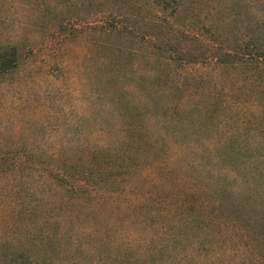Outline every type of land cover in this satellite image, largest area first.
Here are the masks:
<instances>
[{"label": "rangeland", "instance_id": "rangeland-1", "mask_svg": "<svg viewBox=\"0 0 264 264\" xmlns=\"http://www.w3.org/2000/svg\"><path fill=\"white\" fill-rule=\"evenodd\" d=\"M178 3L173 11L176 3L166 9L158 0H0V40H22L30 49L21 51L16 72L0 84V154L41 152L58 165L80 158L85 166L94 151L135 141L125 144L135 165L110 178L131 184L120 197L105 188L66 199L58 212L64 194L50 191L40 173L28 178L44 217L61 220L62 264H264V256L227 226L226 215L198 210L201 224L184 240L171 236L184 226L170 229L166 211L174 210L192 178L204 183L224 167L233 171L236 158L226 138L255 128L254 96L235 67L210 60L180 69L187 85L173 89L161 85L153 68L159 61L142 57L153 42L144 36L182 33L209 52L264 36V0ZM13 182L4 179L0 187V241L11 240L18 226L19 238L30 229L27 214L9 219L20 209L7 186Z\"/></svg>", "mask_w": 264, "mask_h": 264}, {"label": "trees", "instance_id": "trees-1", "mask_svg": "<svg viewBox=\"0 0 264 264\" xmlns=\"http://www.w3.org/2000/svg\"><path fill=\"white\" fill-rule=\"evenodd\" d=\"M158 1L163 5L162 8L166 9L171 3H176L174 11L178 8L180 0ZM143 39L147 42L153 41L152 49L145 51L142 57L151 64H154L155 60L159 61V65L153 68L158 69L161 75V85L173 89L183 88L182 85L187 83L180 79V69L195 67L212 60L218 66L235 67L242 76L241 82L249 89L260 108L259 112H257L258 108L255 111L259 119L252 114L257 119L255 128L240 133L239 139H234L233 134L226 138V144L231 146L230 155L236 158L233 171L224 167L221 173L215 176L208 171L210 176L204 183L200 178H192L177 198L174 210L171 212V208L166 209L167 214L170 215L168 220L172 225L170 229L184 226L183 232L177 234L173 232L171 236L188 240L189 229L199 227L201 224L200 221L195 222V214L198 210L210 209L207 211L211 217L217 213L226 215L230 219L227 226L232 225V229L235 228L241 239L247 241L248 247L258 251L259 256H264V200L261 199L264 195V152L262 151L264 148V36L249 35L247 39H242V42L235 41L229 51L215 49L210 52L201 46L197 47L194 44L195 40L182 33H178L174 39L159 36H155V39L144 36ZM188 43V47H185ZM22 50L25 54H29V44L22 40H0V84L16 72ZM187 123L191 124L189 120ZM132 134H136V140L145 142V136L135 132ZM132 134L128 137L133 138ZM124 141L120 151L117 149L112 151L104 146L97 152L94 151L89 158V164L85 165L86 168L79 164L82 161L80 158L72 163L63 162L58 165L53 163L52 155L46 157L41 152L21 150L12 153V156L7 152L1 153L0 187L5 188L2 183L4 179L15 180V185L13 182L7 186L14 192V204L20 207L18 212L9 216V219L13 221L16 217L19 219L23 214H27L31 223L30 229L21 232V238L16 237L20 230L18 226L14 228L11 240L0 241V264H62L64 258L59 257L60 252L57 248V243L64 235L60 230L61 220L57 215L52 217L50 213L44 217L46 213H42L40 202L37 201L36 189L28 178L40 173L52 188L49 189L50 191L64 194L65 200L60 201L58 212L64 211L68 199L90 196L93 192L105 191V188L113 190L112 193L116 192L120 197L125 194V187L131 184L125 186L127 181L118 183L111 181L110 178L122 176L126 169L132 164L135 165V162L126 156V148L135 141L132 139V142L128 143L126 138ZM205 154L206 157L211 158L212 151L208 149ZM77 166H81V169ZM223 184L231 186L230 192ZM150 198L146 196L145 201H149ZM112 200H115V196ZM165 204L173 206L169 203ZM133 205L135 206V203ZM138 206L139 203L135 208L137 209ZM151 207L139 208L147 213L151 211ZM37 217L40 218L39 223L35 220Z\"/></svg>", "mask_w": 264, "mask_h": 264}]
</instances>
